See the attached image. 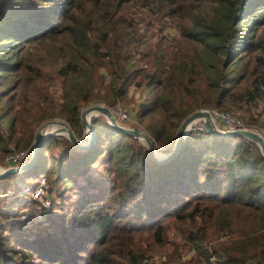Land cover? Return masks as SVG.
I'll return each mask as SVG.
<instances>
[{"label":"trees","instance_id":"1","mask_svg":"<svg viewBox=\"0 0 264 264\" xmlns=\"http://www.w3.org/2000/svg\"><path fill=\"white\" fill-rule=\"evenodd\" d=\"M116 102L165 152L199 108L228 111L264 135V0H0V160L30 153L47 118L84 138L83 107ZM92 129L85 149L46 136L27 167L0 176V264H153L169 227L182 243L164 264H264L255 141L192 125L157 162L102 115ZM40 176L48 207L16 221L38 206L31 191ZM249 218L247 229L235 224ZM219 230L229 238L210 242ZM185 246L195 252L187 261Z\"/></svg>","mask_w":264,"mask_h":264},{"label":"water","instance_id":"2","mask_svg":"<svg viewBox=\"0 0 264 264\" xmlns=\"http://www.w3.org/2000/svg\"><path fill=\"white\" fill-rule=\"evenodd\" d=\"M102 115L104 119L114 128L132 135L133 137L140 140L147 147L149 154L157 161L163 162L170 159L177 149L179 148L182 140L186 136L188 130L190 129L192 123L195 119H202L204 129L209 134L215 135H241L243 137L249 138L257 143L264 157V135L255 127H236V128H220L214 121L211 110L206 108H199L190 112L184 119H182L176 130L175 138L172 142L171 148L164 152L159 144H157L153 139H151L148 134L141 127L137 125L127 126L120 124L111 113L109 107L104 104H90L86 106L81 112V122L84 126V138H78L73 130L70 128L67 121L63 119H46L42 121L38 127L35 128L33 133V139L30 147V153L28 159L18 165H7L0 166V176L9 173H16L25 167H27L35 158L42 140L46 136L50 135H64L76 148L85 149L89 146L93 137L92 129V119L96 115ZM49 122H54L58 127L54 129L46 130V124Z\"/></svg>","mask_w":264,"mask_h":264},{"label":"built area","instance_id":"3","mask_svg":"<svg viewBox=\"0 0 264 264\" xmlns=\"http://www.w3.org/2000/svg\"><path fill=\"white\" fill-rule=\"evenodd\" d=\"M109 109L113 114L114 118L120 124L132 126L131 124L134 123L135 125L140 126L131 116L130 111L124 106L114 104L110 106ZM210 110L214 121L215 119L219 120L223 125H225L226 128L246 127L242 124V122L236 115L228 111L217 110V109H210ZM198 121L201 120L194 121V123L192 124L193 127L195 129L204 128L202 121L201 122ZM28 155H29V150L27 149L10 152L3 158L2 165L3 163H6L7 165H18L20 163H23ZM26 189L27 187L23 188V190ZM31 197L37 201L38 206H35L33 208H26L19 211L15 215L16 221L27 220V219H38L40 218V213L43 212L48 207L49 199L47 196V183L45 176H40L38 178L31 191ZM152 258H154V256Z\"/></svg>","mask_w":264,"mask_h":264},{"label":"rangeland","instance_id":"4","mask_svg":"<svg viewBox=\"0 0 264 264\" xmlns=\"http://www.w3.org/2000/svg\"><path fill=\"white\" fill-rule=\"evenodd\" d=\"M104 82L105 83H107L108 82V76L104 73ZM136 95H137V93H134L133 94V97H136ZM100 104H104V103H100ZM114 104H118V105H121V106H124L125 108H127L128 110H129V108H128V105L127 104H125V103H122V102H116V103H114ZM113 104V105H114ZM88 105H90V104H87V105H85L84 107H83V109L86 107V106H88ZM104 105H106V104H104ZM108 106V105H107ZM110 106H112V105H110ZM110 106H108V107H110ZM82 109V110H83ZM196 110V109H195ZM194 111V110H193ZM55 118H57V119H63V118H60V117H55ZM47 119H53V118H47ZM44 120H46V119H44ZM44 120H42V121H44ZM64 120V119H63ZM42 121L41 122H39L38 123V125H40L41 123H42ZM66 121V120H65ZM202 121V120H201ZM201 121H198V122H201ZM219 120H217V119H215V123L219 126V127H221L220 125H219V122H218ZM194 123V122H193ZM192 123V124H193ZM203 123V122H202ZM38 125L36 126V127H38ZM179 125V124H178ZM35 127V128H36ZM139 127H141V126H139ZM142 128V127H141ZM178 128V127H177ZM177 128H176V130H177ZM256 128V127H255ZM143 129V128H142ZM258 129V128H257ZM144 130V129H143ZM259 130V129H258ZM260 131V130H259ZM261 132V131H260ZM140 141V140H139ZM161 147H165L164 145H162V144H159ZM162 151H163V148H162ZM165 152V151H164ZM5 157V156H4ZM3 157V158H4ZM3 160V159H2ZM2 160H0V166H5V165H2ZM39 172L40 171H37V172H35V173H32V174H30L28 177H27V179H26V181L29 183H33L35 180H36V178H37V175H39ZM235 224H237L238 225V227L240 228V229H247V228H249V227H251L252 225H253V219L252 218H249V219H242V220H240V221H236V223ZM212 238L209 240L210 242H214V241H216V242H225L228 238H229V233L226 231V230H219L217 233H214V234H212ZM178 242H180V243H182V240L180 239V234L179 233H177V232H175V230L173 229V227H169V229H168V231H167V241H166V246H165V248H164V252H162L161 254H154L153 256H154V258H152L153 259V264H164L163 263V260H164V255H165V252H169L170 250H172L173 249V247H174V245H177V243ZM178 251H179V254H180V257H181V260H189L190 259V257L193 255H195V252H194V250H190L187 246H185V247H180L179 249H178ZM152 256V257H153ZM213 258L214 257H211V260H213ZM200 264H214V261L213 262H209V263H205V262H201Z\"/></svg>","mask_w":264,"mask_h":264},{"label":"bare ground","instance_id":"5","mask_svg":"<svg viewBox=\"0 0 264 264\" xmlns=\"http://www.w3.org/2000/svg\"><path fill=\"white\" fill-rule=\"evenodd\" d=\"M197 120H202V119H195L194 121H197ZM57 127L58 126L54 122H49V123L46 124L45 129L49 130V129H54V128H57Z\"/></svg>","mask_w":264,"mask_h":264}]
</instances>
